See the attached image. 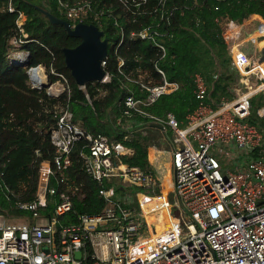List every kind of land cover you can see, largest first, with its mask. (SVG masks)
Listing matches in <instances>:
<instances>
[{"label":"built area","instance_id":"2783aa9c","mask_svg":"<svg viewBox=\"0 0 264 264\" xmlns=\"http://www.w3.org/2000/svg\"><path fill=\"white\" fill-rule=\"evenodd\" d=\"M121 1L132 8V13H147L146 7L140 10L147 0ZM93 4L94 0H77L59 2L58 7L74 26L87 16L100 22L101 12L94 11ZM165 5L166 0H157L155 10L160 11V19H164ZM7 9L13 10L10 0ZM24 19L22 13L16 19L23 36ZM262 21L256 22L248 14L224 22L222 35L238 83L233 87L234 97L222 98L217 107L207 104V86L195 73L193 94L197 104L186 114L185 123L172 112L162 117L145 112L143 105L152 104L179 86L176 81H168L157 66L161 81L140 83L146 90L144 98H135L131 93L125 96L122 113L126 118L142 115L159 122L163 130L172 131L170 185H163L151 170L124 163L122 158L131 155L132 150L106 135L86 131L73 121L66 103L50 130L54 155L39 163L35 196L19 204L31 211L32 221L23 218L7 222L0 216V264H264V61H258L255 43L260 35L253 36ZM97 26L101 29V23ZM165 34L150 27L137 32L157 45L159 57L164 56L165 47L157 37ZM22 42L21 36L10 37L9 63L27 67V82L32 88L47 86L53 97L68 93L63 74L41 64L27 66L29 53L20 50ZM21 51L27 55L22 56ZM105 63L103 59V69ZM50 74L58 78L50 81ZM109 80L105 70L100 82ZM57 82L62 89L49 92ZM257 93L263 98L255 111L256 120H250L251 97ZM79 142L81 168L97 183L105 203L97 213H75L73 223L58 227L59 216L72 211L73 197L80 187L73 177H58L56 172L68 169ZM111 178L143 191L119 194L114 186H106ZM52 180L64 186L58 187ZM51 196L55 200L54 213L47 217L41 211ZM164 208L170 216L169 225L153 233ZM151 215L154 220L148 221ZM144 230L149 235L139 236ZM78 250L80 256L76 257Z\"/></svg>","mask_w":264,"mask_h":264},{"label":"trees","instance_id":"16d2710c","mask_svg":"<svg viewBox=\"0 0 264 264\" xmlns=\"http://www.w3.org/2000/svg\"><path fill=\"white\" fill-rule=\"evenodd\" d=\"M8 1L0 0V216L7 222L23 218L32 221L31 211L19 204L35 196L39 163L54 155L50 130L66 103L73 121L86 131L106 135L133 149L131 155L122 158L124 163L150 168L147 147L152 144L162 146L161 131L138 115L135 117L142 125L123 129L125 96L131 93L135 98H144L146 90L140 83L160 82L162 77L157 66L168 81H176L179 86L162 94L152 104L142 106L146 111L156 115L171 111L178 120L184 119L197 104L193 94L195 72L205 80L206 102L217 107L222 96L233 97V87L238 83V73L231 65L222 35L224 22L242 18L246 13L258 14L264 19V0H166L164 19H160V11L155 10L157 0H147L145 6H140V10L146 7L147 13H132V8L121 0H94V11L101 12L100 22L93 21L90 16L83 18V22L96 26L101 23L104 36L108 38L104 69L110 80H92L81 88L66 67L62 53L63 47L76 46L80 38L68 34L63 25L50 22L41 11H49L72 23L58 4L77 0H10L12 11L7 9ZM19 13L25 16L24 36L16 27ZM257 18L254 20L259 22L260 18ZM144 27L166 33L157 37L165 47L164 56L159 57L160 50L154 42L137 35ZM257 34L260 35L255 41L257 52L264 56V21L253 36ZM13 35L23 39L19 48L29 53L27 66L41 64L63 74L68 81V93L53 97L46 87L36 89L28 84L27 67L8 60L12 50L9 39ZM57 78L54 74L49 75L50 81ZM262 98L261 93L251 97L250 120H256L255 111ZM79 147L80 142L72 152L68 169L56 172L58 177H73L80 187L73 197L72 211L59 216L58 227L73 223L75 213H97L105 203L98 194L97 183L81 168ZM52 184L64 186L56 180H52ZM109 185L121 194L140 190L138 186H124L117 178L106 181V186ZM49 198L47 207L41 211L47 217L54 213L55 206L54 197Z\"/></svg>","mask_w":264,"mask_h":264},{"label":"water","instance_id":"95a60500","mask_svg":"<svg viewBox=\"0 0 264 264\" xmlns=\"http://www.w3.org/2000/svg\"><path fill=\"white\" fill-rule=\"evenodd\" d=\"M41 11L50 22L63 25L68 34L80 38V42L76 46L62 48L65 65L75 83L82 87L92 80L101 81L105 75L101 61L106 58L108 47V38L104 36V31L94 23L82 21L71 26L70 22L65 19H61L49 11L43 9ZM153 124L162 127L159 123ZM75 256H80V250L75 252Z\"/></svg>","mask_w":264,"mask_h":264},{"label":"crops","instance_id":"0c3cea01","mask_svg":"<svg viewBox=\"0 0 264 264\" xmlns=\"http://www.w3.org/2000/svg\"><path fill=\"white\" fill-rule=\"evenodd\" d=\"M247 14V13H246ZM245 14V15H246ZM248 14H251L253 16V19H258L257 17L260 18V20H264L260 15L258 14H254V13H248ZM247 14V15H248ZM243 15V17L245 16ZM195 73H199V72H195ZM194 73V74H195ZM200 74V73H199ZM201 75V74H200ZM202 76V75H201ZM203 78V76H202ZM204 79V78H203ZM205 81V80H204ZM206 84V83H205ZM233 97H234V93H233ZM231 97V98H233ZM222 98H228V97H225V96H222L220 99ZM231 98H228V99H231ZM209 104V103H207ZM210 105V104H209ZM143 106H148V105H143ZM211 106V105H210ZM259 106V105H258ZM212 107V106H211ZM145 112L147 113H150L152 115H155V116H159V117H162L164 115H156V114H153L151 112H148L146 111L143 107H141ZM168 112H171V111H168ZM173 113V112H172ZM188 113V112H187ZM186 113V114H187ZM185 114V116H186ZM139 117H141V119H145L146 122H148L150 125H153L155 126L153 123H159L151 118H148V117H143L142 115H138ZM183 123L186 122V118L184 117V119L181 120ZM142 125V122H140V120L138 118L135 117V115L131 116V118H126L125 121L123 122L122 124V128L123 129H131L137 125ZM160 124V123H159ZM162 126V125H161ZM157 127V126H155ZM160 131H161V135H162V138H161V145L162 146H157L156 144H152L150 146L147 147V159H148V162L150 164V168H147V170H151L153 173H155V176L156 177H163L165 178L162 182V184H167L166 183V179H168V176L170 175V172H171V169H170V158H165L164 157V153H163V150L165 149H168V148H165L166 146L169 147L170 149H172L173 147V143H172V131L169 129V128H165L164 130L162 129V127H157ZM142 129V128H141ZM142 133H144V131H142ZM171 137H170V135ZM129 148V147H128ZM131 149V148H130ZM132 150V153H133V149ZM226 166H228L229 168H233L232 165H230L229 163L226 164ZM140 167V166H139ZM141 168V167H140ZM143 169V168H142ZM146 170V169H145ZM116 191V190H115ZM138 191H143L142 188H140V190ZM118 193V192H117ZM124 193V192H123ZM127 192H125L124 194H126ZM131 195L133 194V192H130ZM121 194V193H119ZM129 194V193H128ZM166 215H168L167 213V209L164 208L161 210V213L159 215V220H161L163 224V230L168 227L169 223H165V222H170V219H166ZM152 217H154L153 215L149 216V219H152ZM164 218V219H163ZM163 219V220H162ZM159 232V231H158ZM154 233V232H153ZM160 233V232H159ZM157 234V232H156Z\"/></svg>","mask_w":264,"mask_h":264},{"label":"rangeland","instance_id":"374dc122","mask_svg":"<svg viewBox=\"0 0 264 264\" xmlns=\"http://www.w3.org/2000/svg\"><path fill=\"white\" fill-rule=\"evenodd\" d=\"M18 49V48H17ZM21 50V49H20ZM12 51V50H11ZM19 52V51H18ZM21 55L22 56H25V55H27V53H26V51H21ZM48 79H49V76H48ZM60 85V83H54L53 85H51V87H56V86H59ZM46 88H47V86H45ZM170 135V134H169ZM170 137H171V135H170ZM165 148H168V149H165V150H163V153H164V157L165 158H170L171 157V149L169 148V147H165ZM165 178H163V177H161L160 178V181L161 182H163V180H164ZM131 198L132 199H134L132 196H131ZM169 201L170 202H173V198L170 196L169 198ZM171 212H172V209L170 210ZM155 217V216H154ZM154 217H152V219H149V216H148V221H153L154 220ZM164 219V218H163ZM162 219V220H163ZM166 219H170V216H169V214L168 215H166ZM16 220H20V219H16ZM16 220H14V221H16ZM163 224L164 223H162L161 222V220L156 224V226H155V231H154V233H159V232H162L163 231ZM159 231V232H158ZM146 235H149V233H148V231L147 230H144V231H140V233H139V236H146Z\"/></svg>","mask_w":264,"mask_h":264},{"label":"bare ground","instance_id":"6f19581e","mask_svg":"<svg viewBox=\"0 0 264 264\" xmlns=\"http://www.w3.org/2000/svg\"><path fill=\"white\" fill-rule=\"evenodd\" d=\"M258 54L260 56L258 61H264V56L260 53H258ZM39 71H41L40 67H39ZM40 74H42V73H40ZM42 77L44 78L43 74H42ZM61 89H62V85L60 84L59 86H56V87H50L49 92H51V93L58 92ZM166 183H168V185H170L169 176H168V179H166Z\"/></svg>","mask_w":264,"mask_h":264}]
</instances>
